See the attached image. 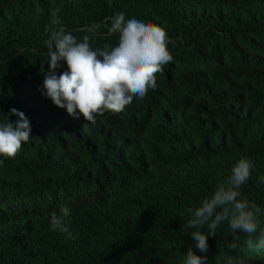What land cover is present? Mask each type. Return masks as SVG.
<instances>
[{
	"label": "trees",
	"instance_id": "trees-1",
	"mask_svg": "<svg viewBox=\"0 0 264 264\" xmlns=\"http://www.w3.org/2000/svg\"><path fill=\"white\" fill-rule=\"evenodd\" d=\"M54 12L77 41L92 35L93 49L116 46L107 26L120 12L158 25L173 60L123 111L73 118L42 86ZM11 108L32 137L0 157V264H183L189 248L207 264L264 262L256 236L227 222L206 253L186 227V209L241 157L253 169L240 191L264 227V0H0V112ZM62 204L74 239L51 227Z\"/></svg>",
	"mask_w": 264,
	"mask_h": 264
},
{
	"label": "clouds",
	"instance_id": "clouds-1",
	"mask_svg": "<svg viewBox=\"0 0 264 264\" xmlns=\"http://www.w3.org/2000/svg\"><path fill=\"white\" fill-rule=\"evenodd\" d=\"M52 15L51 23L57 27L47 29L44 45L48 72L42 86L46 98L73 118L82 115L85 120L95 123L96 117L104 112L123 111L134 98L143 99L149 89L156 88L157 74L173 60L166 30L135 16L126 18L123 12L114 15L110 26H106L109 34H118V43L114 47L105 44L102 48L93 49L90 45L92 35H84L81 41H77L62 26L63 22L56 13ZM99 27L92 24L84 31L95 33ZM61 62L66 65V70L57 76ZM0 116L4 118V123H0V157L11 160L24 144L30 142L31 123L23 112L15 108H11L8 115L0 112ZM9 116L18 119L13 122ZM252 169L250 159L239 158L227 178L217 182L210 197L203 198L198 206L186 209V227L194 229L189 235L199 252H207L208 236H215L218 226L225 222L233 234L243 231L249 237L256 236L257 248L264 249V227L258 218L262 210L240 191L251 178ZM258 179L260 184H264V177ZM60 213L59 217L52 214L51 227L74 239L64 223V218L70 215V208L62 204ZM228 247L235 249L237 244L233 241ZM183 264H207V257L197 255L189 248L184 253ZM226 264H245V261L233 256Z\"/></svg>",
	"mask_w": 264,
	"mask_h": 264
},
{
	"label": "water",
	"instance_id": "water-1",
	"mask_svg": "<svg viewBox=\"0 0 264 264\" xmlns=\"http://www.w3.org/2000/svg\"><path fill=\"white\" fill-rule=\"evenodd\" d=\"M262 264H264V262Z\"/></svg>",
	"mask_w": 264,
	"mask_h": 264
}]
</instances>
